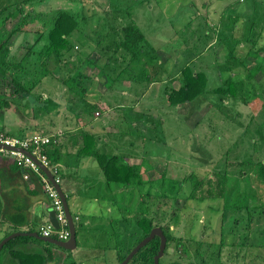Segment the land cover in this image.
<instances>
[{"label":"rangeland","instance_id":"obj_1","mask_svg":"<svg viewBox=\"0 0 264 264\" xmlns=\"http://www.w3.org/2000/svg\"><path fill=\"white\" fill-rule=\"evenodd\" d=\"M252 1H237V6H245L246 9V14L242 17L245 18L244 21L238 23L239 19H233V14H235L233 11L226 12L224 7L226 0H30L25 3L24 0H0L1 8L7 6L1 15V17H8L4 28L10 29L14 26L21 15H9L18 8L17 4L23 3L26 13L33 12L32 14L36 16L35 21L26 26L29 30L20 33L17 42H15V48L11 51L12 54L7 52L4 57L0 56V61L3 60V62L19 61L28 52H31L29 51L30 46L34 45L32 43L38 36L35 29L44 28L43 24L48 20L53 22L52 19L59 10L66 9L76 14L79 13L81 18V28L78 33H75L73 39L74 54L65 53L61 60H54L39 56L38 53L32 51L29 57L25 58L26 72H24L23 78L26 82L30 85L34 82L36 86V82L42 80L30 95L13 97L14 85L9 78L13 71L10 70V67L2 68L4 73L9 76L4 77L0 73V93L12 101V106L4 107L1 104L0 130H6L10 135H20L21 127L26 124L31 125L33 129L38 125L48 127L47 125L52 123L50 117L56 114L60 116L63 111L61 104L67 106L69 111L80 110L82 104L77 105V103L75 108L70 109L73 104H69L68 100L72 101L82 97L78 93L70 91L63 82L71 77L79 81L78 75H76L78 71H75L77 68H81V72L86 75L81 86L89 87V90L84 95L83 101L78 99V102L86 105L89 110L95 109L94 112L102 108L104 110L101 116L97 113L91 115L92 117L99 116L95 125L104 123L106 127L100 142L101 148L104 146L103 143L108 145V150L109 144H120V138L113 139L107 135L110 132L108 129L117 125L116 118L119 114L113 112L109 115V112L106 111L108 105H105L106 102L99 98L104 96V100L108 99V102L114 103L113 106L117 107L119 103L125 101L122 100L124 95L121 91L129 89V81L124 82V79H130L133 93H138V100H141V94L144 92L147 82L140 76L137 80L134 78L143 69V65L138 63L129 66L130 57L126 59L127 56L124 53H119V50L117 52L114 47L108 49L105 47L102 51V48L99 49L100 46L97 47L98 41L97 43L95 41L103 39L107 45L111 38L113 40L114 35L108 36L107 32L111 21L114 22L116 18L118 20L113 26L136 23L144 31L151 46L156 47L154 52L151 50V46H146L150 54H157L159 57L158 77L161 80L166 79V84L164 82L156 83L145 95V99L138 103V107H153L152 110L157 112L158 116L150 117L153 123L149 125L145 122L147 113L143 117L136 114L138 120L136 128L133 130L132 140L130 138L131 144L134 145L132 150L137 152L138 156H144L147 167L153 168L145 174L144 180L146 181L148 176L152 180L140 187L131 186L130 201L132 215L135 216L131 229L127 223L122 224L118 221L112 223L113 226L108 229L109 221L99 219L103 222V224H99L101 227L96 231L100 246L108 243V234L113 229L123 232L124 227H127L128 230L122 233L124 235L116 233L120 239L116 238L115 244L116 249L119 245L122 246L121 256L126 254L128 247L134 246L136 241L145 235L146 232L139 226L138 221L142 219L143 215H147L153 224L164 226L173 233L168 250L160 258L161 264L174 261L183 264H200V257L198 259L195 256L197 244L193 243L194 236L197 240L201 239L209 241V243H220L222 238L224 200L208 194L211 185L218 179L217 175L221 171L229 175V180L226 181L228 183L227 192L233 199L242 200L244 196L251 198L253 195L249 202L251 206L257 205L259 208L252 209L254 220L252 219V225L247 226L248 243L242 244V248L235 246L236 243H225L219 254L221 262L215 261L218 247L212 245L211 248H201L204 256L208 259L206 263L249 264L257 255L264 257V247L256 246L258 243L260 244V241H264V179L258 177L257 174L258 163L264 161V126L261 124L264 121V115L261 113L264 101V68L260 69L253 77L249 76V71L255 67L256 61L264 62V51L262 50L256 59L249 58L245 62L246 67L239 66L234 72L224 71L225 78L231 75L234 81H243L244 83L237 99L221 97L219 93L214 92L215 88L221 84L219 64L222 67L225 65L227 57L225 43L232 44L231 40L239 39L240 42H243L247 38L246 36L250 35L252 40L258 37V46L264 44V0H258L260 3L256 8L252 4L250 5ZM218 17L225 22V25L241 28L240 34L232 31L228 38L221 35L225 43L216 41L215 31L210 28L215 27L213 19H218ZM32 18L33 16H31ZM105 23L107 27L102 28ZM253 23H256L254 27H252ZM208 26H210L209 30ZM201 35L202 38H200ZM0 36V42L4 37H7V35H3V32H0ZM118 37H120L119 33H116V38ZM18 42L22 44L20 50L16 49ZM90 43L93 44V52L87 57L84 53L91 51ZM210 45H213L212 49H210ZM245 51L247 50H237L240 54ZM79 59L85 62H80ZM86 59H92L98 64L96 66L84 64L87 62ZM107 61H109V65L106 64ZM194 61L195 66L198 69L203 68L209 77L207 95L205 97L201 95L193 105L172 106L167 104L165 96L167 79L173 74H179L185 65ZM143 64L153 71V75L155 74V65L147 62ZM102 67L105 68L104 75L100 71ZM247 95H250L249 99H244ZM127 97L130 100V96L127 95ZM124 103L126 104V102ZM84 112L87 113V110ZM89 118L91 119L90 116ZM57 122L60 123V119ZM56 127L61 128L60 125ZM37 130H40L39 127ZM59 133L61 132L59 131ZM123 140L121 139V143L125 141ZM123 150L124 148L121 147L120 151L123 152ZM98 171V176L103 177L101 168ZM89 173L94 172L89 170ZM193 174L199 179H204V183L196 189L191 180ZM166 176L167 179L186 178L187 182L178 187V182L174 184L167 182ZM29 182L33 183V181ZM115 185L117 189L118 185ZM192 192H194V196H191ZM175 193L177 197H174ZM117 194L119 207L122 210L121 215L122 213L129 215L128 205L125 204L128 195L122 189ZM165 196H169V198L167 199ZM201 196L203 199H199ZM246 202L248 201L246 200ZM92 205L99 208L98 203L93 202ZM71 210L73 215L77 216L74 209L71 208ZM168 213H176V217H170ZM87 216L83 214L82 218L79 216L80 220L79 218L77 220L78 245L76 249L70 250L55 244L49 245L55 252L63 253L62 257L58 258V264H69L74 261L79 264H120L121 256L116 257L115 249V251H111L113 249L110 248L95 250L92 247L93 240H89L90 238L87 237V240L82 241L83 234H89L93 239L97 237L91 233V227L88 229L85 224ZM233 227L235 228V226ZM240 229L241 236H244V229ZM132 232L131 242H129L130 239L125 238V235L129 236ZM232 235L237 236L235 232ZM177 237L183 240L184 247L179 245ZM231 240L230 236L226 241L230 242ZM238 240L235 238L234 241ZM211 250L215 251L214 255L213 252L211 255Z\"/></svg>","mask_w":264,"mask_h":264},{"label":"trees","instance_id":"obj_2","mask_svg":"<svg viewBox=\"0 0 264 264\" xmlns=\"http://www.w3.org/2000/svg\"><path fill=\"white\" fill-rule=\"evenodd\" d=\"M30 0H24L25 2H28ZM34 1V0H33ZM36 1V0H35ZM42 1V0H37ZM260 3L258 0L253 1L254 8H256L257 4ZM21 4H17L18 8L14 10L13 12L9 13L10 16H18L17 22L12 26L10 29L4 28L5 22L8 17L1 15L5 12L7 6L0 7V32H3V35H7L8 37H12L13 34H15L18 31L25 30L26 26L32 24L35 21L36 16L33 15L31 12H27L25 10V7ZM31 16L33 18L31 19ZM35 16V17H34ZM80 19V21H79ZM233 19L237 20L236 16L233 14ZM53 22L51 20H48L45 22L44 28L38 27L36 30L38 36L37 40L43 39L46 41V43L41 47L36 49L35 51L38 53L39 56H44L46 58H51L54 60H61L62 57H64L65 53L68 54H74V43L73 39L75 37V33L79 32V28H81V18L80 14H76L70 10H59L57 14L53 17ZM118 19L115 18V21H111V26L108 27V36H113V40L110 41L107 45L105 44L104 40H96L95 43L98 41L97 47H108L110 45L114 46L115 50L118 51L122 49L124 55L129 56V66L137 65L140 63L143 65V69L136 75L134 80H137L138 76L140 78L145 79L147 83L154 80H159L158 77V71L155 72L153 75L151 73L152 70H150L148 67H145L143 63L147 62L148 64L155 65L156 68L160 66L158 63L159 57L157 54H150L149 50L147 49V45L150 47L151 44L149 43V40L147 36L145 35L144 31L137 25L136 23H129L125 26H113L114 23L117 22ZM256 19H254L255 21ZM257 22V20H256ZM256 23L252 24V27H254ZM106 23L102 25V28H106ZM47 28V30H46ZM102 32V31H100ZM203 32V31H202ZM6 33V34H5ZM116 33H119L118 38H116ZM2 35V34H1ZM203 35V34H202ZM202 35L200 38H202ZM247 38L245 41L240 42L239 40H231L233 41L232 44L225 43L223 40V43H225V47L227 48V57L225 60V65L222 67L220 66V82L221 84L217 86L214 90V92L219 93L221 97H229L234 98L233 100L237 99L239 92L242 91V88L244 86L243 81H234L233 77L231 75H228L226 78L223 76L224 71L228 72L230 70H234L235 68H239V66L246 67V59L251 57L256 59L260 56V53L262 50L264 51V44L258 46V41H252V38L250 35L246 36ZM199 38V37H198ZM258 39L257 37H255ZM112 39V38H111ZM95 40V39H94ZM236 41V42H234ZM6 40L0 42V52L2 49L6 46ZM248 50L246 54H240L237 52V50H240L241 47L239 45L247 44L249 43ZM207 45V44H204ZM212 46V45H211ZM210 46V49L213 47ZM31 52H28L24 58H22L20 61L12 60L8 63H1L0 62V73L7 77L9 75H6L4 70L2 68L10 67V70L13 71L11 73L10 80L14 85V91L12 93L14 96H27L32 93V90L39 86L42 82L37 81L36 86L33 82L32 85H30L26 80L23 78L25 70V58L29 57V55L34 50V45L30 46ZM95 47V46H94ZM93 44H89V49L91 51L89 52H81L84 53V55H87V57L93 52ZM152 51H156V47L154 48L153 45L151 46ZM206 48V46H205ZM75 51V50H74ZM203 50L201 51V53ZM239 55V56H238ZM87 60V59H86ZM80 62H85L84 60L79 59ZM90 66H96L98 63H96L94 60H87L86 63ZM109 65V62L106 63ZM195 61L191 62L190 64L185 65V67L182 69V71L178 74H173L168 78V84L166 86L165 96L167 98L168 104L172 106H180V105H187V104H194L196 99H198L201 95L205 97L207 95L208 91V75L205 72L203 68H197ZM264 68V62L262 61H256L255 67L249 71V76L253 77L260 69ZM78 69V68H77ZM75 72L76 75H78V80L73 79L72 77L65 80L63 84L72 92L78 93L82 98L79 100L83 101L84 95L88 92L89 87L83 88L81 85L84 82V77L86 76L84 73L81 72V68L78 69ZM101 74H105V68H101ZM17 73V74H15ZM101 75V76H102ZM158 78V79H157ZM175 79L180 80V86L179 88H175L172 86V83ZM80 87V88H79ZM79 88V89H78ZM78 91V92H77ZM250 95H247L244 99H249ZM77 99V100H78ZM69 104H73L72 108H75V106L82 104V108L84 110H87L83 103L70 100L68 101ZM78 103V104H77ZM4 105L7 107L12 106V101L6 98L4 94L0 93V106ZM77 104V105H76ZM96 106V105H95ZM79 107V106H78ZM97 107V106H96ZM98 108V107H97ZM100 109V107H99ZM95 110V109H94ZM94 110L90 109L88 111L89 115H94ZM261 113L264 115V101L262 103L261 107ZM100 112H97V114L100 116L103 113V109L99 110ZM21 115V114H20ZM262 126H264V121L261 122ZM92 125H95L92 123ZM3 132H7L6 130L2 129ZM0 130V131H2ZM79 133L77 135H80L81 138L84 139V146L79 150L80 153L89 155L91 157H94L102 170L103 177L108 183H116L123 187H128L131 185H134L135 187H140L142 184L146 185V183L151 182V178L148 176L147 180H144V176L147 172H149L152 167H147L145 157L138 162L130 163L126 159L127 155L119 154V153H113L109 150L102 149L100 147V137L95 132L86 131L83 128L79 129ZM133 130H130L132 134ZM24 131V132H23ZM6 134L10 135L9 132ZM18 135L19 137H25L27 134L25 133V130L21 129V132ZM34 134H42V133H34ZM33 135V134H31ZM47 135V134H42ZM14 136V135H10ZM50 136L51 139H53L51 142H53V148L50 147V145H47L46 147V153L53 164V174L55 177L58 176V170L55 168V163L59 159V154L61 152V147L57 144L58 141V134L53 135H47ZM133 153L138 157L137 152ZM18 163L17 161H15ZM17 165V164H16ZM145 166V167H144ZM17 169L22 173L24 176V170L26 172H29L31 174L32 181L34 183V192L43 191V182L41 177L36 174L34 171H30L28 169L22 168V165L18 163L16 166ZM45 174V173H44ZM257 174L258 177L260 176L262 179H264V161H260L258 163L257 167ZM59 177V176H58ZM218 179L211 185L208 194L213 195L215 198H221L224 200V215L222 217V224H221V242L220 243H209V241L205 240H197V238L194 236L193 243L197 244V247L195 249V256L198 258L200 257V264H208L206 261L208 259L204 256L203 250L204 247L211 248L212 245H215V247H218L217 254L215 261H220V250L223 245L226 244H234L236 243L240 248H242V244L248 243V235H247V226L252 225L254 220L253 218V211L252 209H258L259 206H251V203L249 202V199H252V197H246L244 196L242 200H235L233 199L229 193L227 192L228 188V181L229 175L227 173H222L221 171L217 175ZM188 178V177H187ZM184 179H175V178H168L166 176V181L170 184H174L175 182H178V187H180L184 182H187ZM191 180L195 186V189L201 186L204 183V179H199L194 174L191 177ZM51 181V180H50ZM211 181V180H210ZM166 184V182H164ZM55 187V186H54ZM45 191V190H44ZM178 193V192H177ZM191 196H194V192L191 193ZM210 196V195H209ZM167 199L169 196H165ZM174 197H177L176 193ZM199 199H203V196H201ZM246 200L248 202H246ZM264 209V206H263ZM129 210V209H128ZM14 211L16 214L8 209L5 210V215L7 216L8 220L14 224L15 230H19L18 226H22L23 224H29L30 220L27 215L24 214V208L17 206L14 207ZM122 211V210H121ZM129 214V212H128ZM133 214V213H132ZM169 216H173V218L176 217V213L170 214ZM133 215L129 216L122 213V215H117L113 220H116L118 222H121L122 224L127 223L129 226V229L132 228V222H134ZM135 224V223H134ZM139 226L146 232L145 235H143L138 241H136L135 244H138L143 238H145L151 230L154 227H157L155 224H153L151 219H148L147 215H143L142 219L138 221ZM246 224V226H245ZM170 228V225H168ZM235 226V228L233 227ZM165 235L167 236V246L165 249V252L168 250L169 243L173 239V233L168 231L164 226H160ZM124 231H127L128 228L124 227ZM240 228L244 229V236H241L242 231ZM250 230V227H248ZM35 229L31 228L29 231H34ZM14 231H11L7 233L9 235ZM121 235L122 231H115ZM236 233L237 236L232 235V233ZM238 233V234H237ZM133 232L130 234L132 235ZM119 235H117L119 237ZM124 235V234H122ZM231 236V241H226L228 237ZM126 237V235H125ZM235 238H238V241H234ZM179 245H183V240L179 237H177ZM36 237L30 236V235H20L15 238L10 239L2 248L0 252V264H58V258L62 257L60 252H55L53 248L49 247V245L43 247L40 246L36 241H38ZM161 238L159 236H155L151 241H149L145 246H143L139 252L129 261L128 264H155L154 257L158 253L160 248ZM134 244V245H135ZM257 247L263 248L264 247V241H260V244L258 243L256 245ZM255 246V247H256ZM184 247V245H183ZM133 249V246L128 247V250L126 253H129ZM215 253L214 250H211V255ZM245 255V254H244ZM127 255H122L119 259V262H122ZM246 256V255H245ZM199 259V258H198ZM221 262V261H220ZM69 264H79L77 262H71ZM161 264V263H160ZM168 264H183L179 261L170 262ZM249 264H264V257H255L254 260L250 261Z\"/></svg>","mask_w":264,"mask_h":264},{"label":"crops","instance_id":"obj_3","mask_svg":"<svg viewBox=\"0 0 264 264\" xmlns=\"http://www.w3.org/2000/svg\"><path fill=\"white\" fill-rule=\"evenodd\" d=\"M237 1L238 0H226V5L224 7L226 8V12L233 11L235 13L234 15L236 16L237 20L239 19L238 23H241L245 19L242 17L245 16L246 9H245V6H242V7L237 6L236 5ZM242 1L246 2V0H240V2ZM253 1L250 2V5L251 4L253 5ZM213 21L215 22V27H211L210 29L215 31V34H216L215 40L220 41L222 44H223V39H222L223 36L221 35H224L228 38L232 34V31H234L236 34L237 33L240 34L241 32V28L238 29L237 26H234L233 28V26L231 25L229 26L225 25V22L219 17L218 19L214 18ZM209 27L210 26H208V30H209ZM24 29L29 30L27 28H24ZM22 32L24 31L21 30L13 34L12 37L7 36L3 38V40L4 41L6 40L7 42H6V46L0 52V56L2 55L4 57L5 53L7 52L11 53L12 49L15 48V42H17V39L20 36V33ZM110 41H112V39H110L109 42ZM252 41H258L257 43L259 44V40L256 38L253 39ZM45 42L46 41L43 40L42 38L39 40H37V38L34 39L32 43L34 44L33 51L38 49V47L39 48L42 47L45 44ZM249 44L250 42L247 44L241 43L239 45V47H241L240 50L242 49L248 50ZM110 47H114V46L110 45L106 47V49ZM21 48H22V44L18 42L16 49L20 50ZM101 48L103 51L105 47L102 46L99 49ZM246 52L247 51L243 52L242 54L245 55ZM119 53L123 54L122 49L119 50ZM8 58L10 59L11 56ZM128 58L129 56L126 57V59ZM249 58H247L246 61ZM0 62L8 63L9 61L3 62V60H1ZM236 70L237 68H235L234 70H230V72L231 71L234 72ZM156 71H158L157 68H156ZM151 73L153 74V71H151ZM165 80L166 79L161 80V78H159V80H154L153 78V81L147 83L144 92L141 94V100H138V93L136 92H134L135 94L133 93V90H132L133 85H131V80L124 79V82L129 81L128 83L129 89H127L128 91H123V90L121 91L123 92V95H124V98L122 100H125L124 102H126V104L122 101L121 103H119L117 107L113 106L114 103L112 104L111 102H108L107 101L108 99L104 100L103 99L104 96L99 98V100L106 102L105 105H108V108L106 109V111L109 112V115L112 114L113 112L119 114V116L116 118V120L118 121L117 125H115V127L113 128H109L108 130L110 132L107 135H109L113 139L120 138V144H117V145L109 144V151L111 149V152L113 153L127 155L126 159L130 161V163L132 164L133 163L137 164L143 159L142 156L137 157L133 153L132 147L134 145L131 144V140L134 134H132L130 130L136 128V122L138 120V116L136 114L143 117L147 113L148 116L145 117V122H147L149 125L153 123V120H151V118H155L158 116L157 112L152 110L153 107L150 108V106L148 107L146 106L144 108H139L138 103L145 99L146 97L145 95H147L148 92H150V90L156 85V83L164 82L166 84ZM172 86H174L175 88H179L180 80L175 79L172 83ZM123 88L125 87L123 86ZM105 94L107 95L106 92ZM127 95L130 96V100H128ZM74 101L78 102L77 99H75ZM61 105H63L61 107L63 111L61 112L60 116L59 115L57 116L56 114L50 117V119L52 120V123L47 125L48 127H44L43 125H40V126L38 125L37 127H39L40 130H37V127L33 129L31 125L26 124L25 126L21 127V129L23 130L25 129V133L28 135L34 134V133H42V134H47V135L58 134L57 144L61 147V152L59 154L58 161L55 163V168H57L59 172L58 176L60 178V184L63 188V191L67 195L70 208L74 209L73 211H75L77 215V216L73 215L75 218L74 220H75L76 227H78L77 225L78 218L80 220V217L82 218L83 214L88 215L85 220L86 222L85 224H87L88 229L89 227H91L92 229L91 233L93 234V236H97L96 231L97 229L101 227L99 224H103L101 220L109 221V225H108V229H109L110 226H113L112 223H115L116 221V220H113L115 216L121 214V208L119 207V201H118L119 199H118V194H117L119 193V191H121V189L125 194L128 195L126 197L127 201L125 202V204L126 206L128 205L127 209H129V216L132 215V206H131L132 203L130 201L131 200L130 196L132 194V187H131L132 185L122 188L121 185L117 184L118 187L116 189V185H115L116 183L110 184L105 180L104 177L98 176L99 175L98 170L100 169V165L98 161L94 157H91L89 155L79 152V150L84 146V139L81 138L80 135H77L80 131L79 129L81 128H83L86 131L95 132L96 134L101 136L100 141H102L103 139L102 135H104V131L106 130L105 124L99 123L96 125H92V123L94 124L96 122L97 117L99 116L92 117L91 115H89L88 114L89 108L87 106H85L87 107L86 108L87 113H85L84 108H82L83 106L78 111H69L68 108H66L67 106H65L64 104H61ZM70 109H73V108L70 107ZM97 112H100V111L97 110L95 114ZM84 113L86 114V116L84 115ZM53 114H54V111H53ZM89 116L91 117V119L89 118ZM59 119L61 121L60 123L57 122V120ZM86 121H87V124H86ZM58 125H60L61 128L56 127ZM59 131L61 133H59ZM121 139L122 140L124 139L125 141L123 140L124 142L121 143ZM52 145H53V142L50 145V147L53 148ZM103 145L104 146L102 149L108 150V145L104 143ZM121 147L124 148L123 152L120 151ZM9 158L10 157H7L6 155L0 154V241L5 236H7V233L11 231H14V232L19 231V230H15L14 224L11 223L8 220L7 216L5 215L6 209L16 214V212L14 211V207L20 206L24 208V214L28 216L30 222L29 224L25 223L22 226H18V228L20 229V231H29V229L33 228L35 229L34 231H38L39 233H40L39 231L40 227L50 222L49 213L53 209L51 200L47 196V193L44 190L34 192V187H35L34 183L27 181L22 175V173L17 169L16 166L18 165V163L15 162L16 160L12 158H10L11 159L10 160ZM89 170L93 171L94 173L90 174ZM93 174L97 176H94ZM93 202L98 203L99 208L93 207L92 205ZM100 211L102 212L100 213ZM93 217L95 218L94 220L92 219ZM115 231L116 230L113 229L112 232L108 234L109 241L104 246L99 245L98 236L93 239L91 238L89 234H83L82 241L87 240V237H88V239L90 238L89 240H93L92 247H94L95 250H98L100 248H110V249H113L111 251L116 250L115 251L116 257L118 255L121 256L120 249L122 248V246L119 245L118 249H116L115 247L116 246L115 244L117 242L116 238L120 239L118 236H116ZM77 235H78V228H77ZM125 238L127 239L129 238L130 239L129 242H131V235L126 236ZM39 242L42 244L43 247L53 244V243L46 242L40 239L36 241V243H39ZM77 245H78V240H77ZM127 254L128 253H126L125 255Z\"/></svg>","mask_w":264,"mask_h":264},{"label":"built area","instance_id":"obj_4","mask_svg":"<svg viewBox=\"0 0 264 264\" xmlns=\"http://www.w3.org/2000/svg\"><path fill=\"white\" fill-rule=\"evenodd\" d=\"M0 143L2 144L0 145V154L15 159L20 165H22L23 170L26 168L30 171H34L42 179L44 190L50 197L53 209L56 211L59 227L56 228L49 222L40 227V233L44 236H51L60 240H68L71 236L69 221L66 216L63 201L58 191L41 166L34 161L32 157L18 150L19 148L29 150L53 173V164L46 153V147L49 143H51V137L42 134H33L25 137L10 136L5 132L0 131ZM23 174L25 179L32 181L31 174L29 172L24 170ZM55 178L58 182H60V178L58 176Z\"/></svg>","mask_w":264,"mask_h":264},{"label":"water","instance_id":"obj_5","mask_svg":"<svg viewBox=\"0 0 264 264\" xmlns=\"http://www.w3.org/2000/svg\"><path fill=\"white\" fill-rule=\"evenodd\" d=\"M0 145H2L0 143ZM18 150L26 153L27 155H29L30 157H32L34 159V161H36L41 168L43 169V171L46 173V175L49 177V179L51 180V182L53 183V185L55 186L56 190L58 191L62 201H63V205H64V209L66 212V216L68 218L69 221V228H70V232H71V236L68 240H60L57 239L55 237H51V236H44L41 233H39L38 231H15L10 233L9 235L5 236L1 241H0V252L3 248V246L12 238H15L17 236L20 235H30L33 237H36L40 240L46 241V242H50L53 243L55 245H58L60 247H63L65 249H76L77 248V227L75 224V220H74V216L73 213L71 211L70 205H69V201L67 198V195L65 194V192L63 191V188L60 184V182H58L54 176V174L51 172V170L45 166L43 163H41L38 158L33 155L29 150L26 149H22L19 148ZM49 221L50 223L58 228L59 227V223L56 217V211L54 209H52L49 213ZM155 236H159L161 238V243H160V248L158 253L155 255L154 257V262L155 264H160V258L164 255L165 253V249L167 246V236L165 235L163 229L160 226L154 227L151 232L149 233V235H147L145 238H143L125 257V259L120 262V264H128L129 261L139 252V250L145 246L149 241H151Z\"/></svg>","mask_w":264,"mask_h":264}]
</instances>
